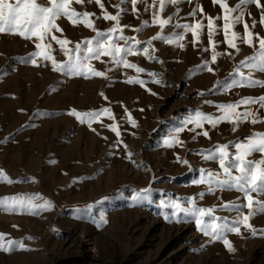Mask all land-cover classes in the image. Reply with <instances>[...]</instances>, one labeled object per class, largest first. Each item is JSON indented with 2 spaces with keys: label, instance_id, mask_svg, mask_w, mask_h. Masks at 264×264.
Returning <instances> with one entry per match:
<instances>
[{
  "label": "rangeland",
  "instance_id": "1",
  "mask_svg": "<svg viewBox=\"0 0 264 264\" xmlns=\"http://www.w3.org/2000/svg\"><path fill=\"white\" fill-rule=\"evenodd\" d=\"M103 2L114 14L112 5L119 0ZM228 2L234 6L238 0ZM197 3L209 16L222 15L212 0L181 3L178 14L176 6H169L164 15H173V24L192 23L194 19L188 13ZM74 7L101 15L94 3ZM126 7L128 13L121 23L130 27L124 35L146 42L157 34L158 26L151 24L133 32V27L150 20L151 13L144 11L143 4L137 5L138 14L131 12L130 5ZM247 12H251V17L245 15L249 25L252 19L259 21L261 9L248 5ZM201 18L199 14L195 17ZM58 23L64 35L74 42L94 35L82 25L72 26L66 20ZM217 24H222V20ZM111 26L112 22L96 20L97 29L106 31ZM235 30L243 35L242 24ZM181 31L170 25L164 34ZM253 31L264 36V26L257 24ZM192 39L191 34H186L182 49L153 41L156 60L143 55L128 57L145 69L139 78L145 80L146 87H141L125 82L129 76L137 75L133 69H115L111 63L92 62L101 71L114 69L108 79L66 75L53 71L48 61H38V67L25 63L34 45L16 35L0 34V169L16 181L0 183V198L38 195L54 205L51 210H38L34 215L0 208V233L8 234L6 239L23 240L29 249L0 251V264H264V234L260 232L264 229V215L251 220L257 235L243 228L241 235L228 234L236 249L229 252L222 242L210 243L193 217L183 213L173 216L174 209L166 206L179 202L191 207L188 200L194 198L197 207H216L214 215L234 217V212L219 205L224 201L246 203L238 201L241 193L218 191L209 195L207 185L194 183L201 169L219 171L218 162L205 161L199 152L216 144L235 143L255 131L264 132V124L245 123L236 132L229 123H221L217 129L206 124L203 130H209L211 139L200 135L193 141L194 133L185 130L180 133L183 147L165 146L164 141L196 110L219 115L216 105L244 96L264 95V88L258 86L225 87L238 79L230 73L241 60L255 55L258 46L240 45L241 50L236 52L220 43L217 51L222 55L212 64L211 52L202 51L207 46L206 29L200 45L194 47ZM215 39L223 41L222 33ZM53 46L58 47L54 42ZM53 54L58 61L66 59L61 52ZM205 59L213 72L201 70ZM241 71L247 74L248 69ZM150 72L161 83H153ZM254 78L264 79V73H254ZM105 107L112 110L116 119L100 117L99 122L92 124L96 131L68 115L73 109L86 112ZM260 111L264 113V109ZM128 113L136 121L135 127L127 119ZM114 122L118 124L119 137L106 127ZM229 151L235 149L230 146ZM177 155L187 159L191 167L178 163ZM259 158L258 153L250 157ZM143 189L150 191L142 193ZM201 192L205 193L203 198ZM259 199L264 201V196ZM101 216L106 223H101Z\"/></svg>",
  "mask_w": 264,
  "mask_h": 264
},
{
  "label": "snow or ice",
  "instance_id": "2",
  "mask_svg": "<svg viewBox=\"0 0 264 264\" xmlns=\"http://www.w3.org/2000/svg\"><path fill=\"white\" fill-rule=\"evenodd\" d=\"M184 2L192 3V0H119V3L112 5L116 9L113 14L105 8L103 0H0V34L16 35L22 40L31 42L34 45V51L28 54L24 62L31 63L33 66H40L38 61H48L51 62L52 70L56 72L84 78L108 79L110 78L108 73L114 69L110 67L101 71L95 68L92 62L111 63L115 69L123 67L124 69H133L137 73L136 76H129L126 83L146 87L145 80L139 78V74L144 73L145 69L130 62L128 57L143 55L150 60H156V49L152 46L153 41L158 40L169 45L175 44L182 49L185 47L182 41L185 40L186 34H191L193 38L191 43L195 47L201 44V36L205 34L206 29L207 46L202 47V51L211 52L212 64H215L218 57L222 55L220 51H217L220 43H224L229 49L236 52L241 50L240 45L252 48L258 46L255 55L241 60L234 72L230 73V75L237 76L238 79L232 80L225 87L227 89L257 86L264 88V79L254 78V73H264V36L253 31L257 24L264 26V5L261 4V0H238L234 6H231L228 0H212V3L219 5L222 10V15L216 17L207 15L204 8L197 3L188 13L194 22L173 24V15L165 16V10L169 6H176L175 14H178L179 5ZM93 3L101 10L100 16H97L95 12L78 11L74 7V5L83 6ZM138 4L144 5V11L150 12L151 18L143 20L139 27H133L131 30L139 32L150 24L159 28L157 34L146 42L138 40L135 36L124 35L125 29L130 26L121 23L122 17L128 13L126 5L131 6L133 14H138L140 11L137 8ZM253 4L256 8L261 9V14L259 21L252 19L251 25H249L245 20V15L251 17V12L246 13V6ZM198 14L201 15V19H195ZM101 18L104 21L112 22V26L106 31L96 28V20ZM61 20L68 21L72 26L82 25L92 30L94 35L91 38L74 42L64 35V29L58 23ZM218 20H222V24L218 25ZM240 24L243 25V35L235 30L236 26ZM170 25L182 29V31L165 35V29ZM57 33L60 35L58 36ZM220 33L223 35V41L215 39ZM53 42L58 47H54ZM141 44L146 46L141 48L139 47ZM54 52H61L66 59L58 61ZM228 55L231 56V52ZM102 58H107V60ZM208 65L209 61L205 59L200 65L201 70L206 69L208 72H213L214 69ZM241 68L248 69L247 74L241 71ZM148 75L152 77L153 83H161L159 79H156L155 73L150 72ZM100 95L104 96V93L101 92ZM104 98L107 99L106 96ZM205 103L211 102L205 101ZM254 105L257 106L255 109L252 107ZM215 107L219 115L206 114L196 110L194 115L183 121L182 127L175 129L174 135L164 141L165 146L169 148L183 147L185 142L180 139V133L185 130L194 133L191 137L193 141L200 135L211 139L209 130H203L206 124L211 129H217L221 123H229L232 125L233 132H236L240 125L245 123L264 124V113L260 111L264 109V95L244 96L234 102L219 104ZM241 108L243 111L240 110ZM125 111L127 112V109ZM68 115L75 117L82 124L86 123L90 128H92L93 122H99L102 116L106 115L113 121L116 119L112 110L107 107L99 111L86 112L73 109L68 112ZM127 119L133 127L136 126V121L132 119L130 113H128ZM189 125L192 127H188ZM106 127L117 137L120 136L117 123H111ZM198 129L203 131H197ZM92 130L96 131L95 128ZM230 146L235 149L234 152L229 151ZM125 147L127 146L125 145ZM257 153L260 154L259 159H250ZM199 154L205 161L218 162L219 171L201 169L199 178L194 183L207 185V194L209 195H215L218 191H237L242 194L237 198L238 201L242 199L246 203L224 201L219 205V208L225 211L234 212V217L214 215L216 207H197L194 198L188 200L191 207H184L179 202H173L166 206L174 209L173 216L179 217V214L183 213L186 217H193L197 228L203 235L209 237L210 243L222 242L229 252H234L236 249L229 240L228 234L241 235L243 228L251 235H257L258 230L253 226L251 220L255 216L264 215V201L259 199L264 196V132L255 131L235 143L216 144L212 149H204ZM131 156L132 153L129 152L128 158L131 159ZM176 160L178 163L191 167L189 161L182 160L179 155ZM234 172L238 174L234 175ZM0 183L13 184L16 181L10 178L3 169H0ZM148 191L150 190H141L142 193ZM199 195L203 198L205 193L201 192ZM139 198L144 197L138 196ZM53 207L51 201L38 195L0 198V208L10 212L20 211L34 215L38 210L47 211ZM88 207L90 209L92 206ZM245 208L248 210L247 213L242 211ZM205 217L209 219L206 221ZM165 219L168 217L166 216ZM100 221L101 223L107 222L103 216L100 217ZM13 227L18 226L14 225ZM260 232L264 234V229ZM7 235L0 233V251L29 250L23 240L6 239ZM24 239H31V237Z\"/></svg>",
  "mask_w": 264,
  "mask_h": 264
}]
</instances>
